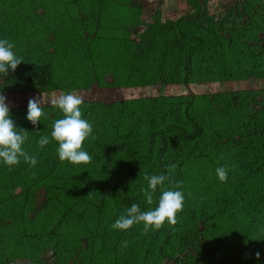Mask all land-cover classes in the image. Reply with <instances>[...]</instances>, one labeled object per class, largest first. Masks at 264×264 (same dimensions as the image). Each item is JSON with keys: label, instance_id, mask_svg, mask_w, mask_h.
Here are the masks:
<instances>
[{"label": "rangeland", "instance_id": "374dc122", "mask_svg": "<svg viewBox=\"0 0 264 264\" xmlns=\"http://www.w3.org/2000/svg\"><path fill=\"white\" fill-rule=\"evenodd\" d=\"M108 2L0 0V38L13 43V51L21 58L50 62L56 82L70 86L18 92L0 81V93L12 115L26 108L28 99L40 100L46 111L41 119L50 130L38 129L37 133L48 136L51 145V156L44 158L30 152L26 139L24 151L40 159L39 164L29 165L22 157L11 167L0 164L3 171L10 169L9 174L15 175L18 188L11 197L0 200V264H31L20 253L8 259L14 230L47 228L74 198V180L80 176L121 178L128 191L138 190L143 196L145 176L156 171L151 163L138 162L132 168L135 145L133 139L127 141L126 134L141 139L164 120L180 124L181 109L176 101L192 95L203 135L193 140L177 136L164 155V189L178 183L184 195L175 223H164L176 231L173 243L190 264H264V225L246 213L264 207V177L258 179L256 163L243 148L252 138L264 144V77L255 75L264 69V0H128L135 10L128 14L121 7L111 10ZM113 18L120 24L116 34L109 29ZM181 18L182 31L195 30L210 37L207 51L193 57L195 81L184 86L175 77L164 75L152 83L161 40L152 38L150 27L173 24ZM69 33L74 37L66 43ZM145 35L151 43L142 48ZM222 36L226 43L230 36L231 44L243 41L246 49L232 45L220 54L226 45L220 48ZM176 44L174 40L169 49ZM62 93L82 98V118L92 124L90 136L82 142L85 150L94 152L89 153L91 160L86 164H71L57 157L50 132L62 113L52 101ZM93 162L97 164L91 165ZM218 166L227 170L223 182L215 175ZM33 167L42 175L52 167L46 176L49 183L33 177L31 185L29 177L24 183L22 176L31 174ZM106 220L104 214L80 230L78 226L65 231L61 258L67 264L157 262L151 254L152 243L148 240L147 246L138 223L126 230L106 225L100 238L99 228ZM41 248L38 264H55L52 250L46 245ZM161 264L171 263L164 260Z\"/></svg>", "mask_w": 264, "mask_h": 264}, {"label": "trees", "instance_id": "16d2710c", "mask_svg": "<svg viewBox=\"0 0 264 264\" xmlns=\"http://www.w3.org/2000/svg\"><path fill=\"white\" fill-rule=\"evenodd\" d=\"M110 1L111 3H108L111 10H116L121 7L122 11H125L127 14L130 11H135L131 8L128 0ZM182 20L183 18L176 20L173 24L158 25V27L157 25H152L150 27L149 31L152 38L158 37L161 40L159 43V49L161 50L158 58L159 61L155 60V62L158 61V63L152 69V83L158 81L164 75L175 77L177 82L184 86L195 81V73L193 72L194 66L192 64L193 57L199 51H207V48L211 45L210 37L204 34H199L195 30L194 32L182 31L180 25ZM64 27L65 26L62 28ZM119 27L120 24H118L117 20L113 18V21H110L109 29L113 30L112 32L116 34L119 31ZM73 37L74 35L71 36V33L68 35L66 34L67 40H65V42H71ZM231 38L232 36H230L229 42L226 43L225 36H222L221 38L219 37L221 40L220 48L226 44L222 48L220 54H224V52L228 51L232 45L234 46L233 48L240 47L241 49H246L243 41H240V44L237 41L231 44ZM174 40L177 44L169 49L170 44ZM143 41L145 42L143 43L142 48L148 47L151 43V38L149 36L146 37L145 35ZM239 58L241 59V57ZM243 58L244 56L242 59ZM22 60L23 61L17 65L15 70L9 71L6 76L0 78L2 84L8 86L11 90L24 92L31 88L60 90L65 87H70L67 86L69 85L67 83L56 82L54 68L50 62L32 61L28 57L22 58ZM255 75L258 77H264V69L257 72ZM194 100V95H192V97L186 100L176 101L180 104L181 109L180 124H178L177 120H164L160 127L150 129L145 134V138L142 137L141 139H138L131 132L126 134L127 141L133 139L135 145L134 148L131 149L132 168H135L139 163H151L156 171L155 174H165L167 177V165L165 163L164 155L171 149V144L176 141L177 136L181 135L183 140H193L196 137H201L203 135V126L199 122L198 115L195 112ZM25 112L26 108H22L13 111V115L10 113L14 126L26 131V136L28 141H30L31 146L29 147V150L31 149L30 152L32 154L44 158L50 157V143L48 142L43 146L37 143L41 137L37 133L38 129L47 133L50 130V128H48L49 126L46 128L43 118H40V122L38 121L35 126L31 125L30 122L24 119ZM45 112V109L42 108V113L45 114ZM126 115L129 119L130 113L128 112ZM41 117H43V115ZM19 128L17 129L18 131H20ZM243 148L256 163V176L258 179L263 178L264 144L259 142V140L252 138V140H249ZM86 151L94 153L89 149H86ZM97 158L98 156L94 158V160ZM140 160L149 162H140ZM38 161H40V159L37 160V164L40 163ZM45 162L44 159V163ZM46 164L50 163L46 162ZM52 164L54 163L52 162L51 165ZM96 164L97 162H93L91 165ZM34 167L32 168L34 171L31 174L29 173L27 177L22 176L23 182L25 183L28 177L30 178V185L31 179L33 178L48 182L46 176L51 173L52 167H48L44 175H42L43 173H39ZM9 170L10 169L3 171L2 167H0V200L4 199V197H11L14 191L18 189L14 182L15 175L9 174ZM98 180L99 178L92 177L85 179L80 176L79 178H76V180H74L75 192L72 194L74 198L71 199L60 213L53 217L52 223L47 224L49 225L47 228L43 227L38 231H27L24 228L19 230L15 228L16 230H14L15 232L12 234V241L10 243L12 244V247L8 259H13L16 257V253H20L19 256L21 258L30 261L31 264H38L41 245H46L52 250L54 257L56 258L55 264H57V261L58 264H67V260L62 259L60 256V251L65 248V231L73 230V228L78 226H80L78 229L80 230L83 226H86V224L95 222L106 214L107 220L103 222L104 226L100 227V231L98 232L100 233L98 234L100 238L104 237L103 232H105V226L112 225L114 220L123 214L127 207L132 203L138 204L141 210H148L155 207L160 193V189L158 188L153 193L152 204H147L138 190H136V193L132 192V190L128 191V188L123 186L121 178L112 181L110 177L106 175L103 176L101 180ZM166 181L167 178L163 184V188ZM262 209L257 208L253 213L248 210L246 211L249 217L253 218L251 220L259 221L260 226L264 225V207H262ZM138 230L147 246L148 240L152 243L151 254L157 260L155 264H161L164 260H167L171 264H190L180 257L179 251L173 243V235L176 231L170 226L162 223L158 228L149 227L145 230L143 223L138 222ZM148 249L150 250V245ZM142 263L143 262L141 261V264Z\"/></svg>", "mask_w": 264, "mask_h": 264}, {"label": "clouds", "instance_id": "9594fccd", "mask_svg": "<svg viewBox=\"0 0 264 264\" xmlns=\"http://www.w3.org/2000/svg\"><path fill=\"white\" fill-rule=\"evenodd\" d=\"M14 45L7 39L0 38V78L6 76L9 71L15 70L23 60L13 51ZM52 103L62 113L61 118L52 124L51 138L56 142V154L59 160H67L71 164L88 163L91 155L82 147V142L90 136L92 124L82 118L80 105L82 98L73 93L60 94ZM40 100L30 98L26 104L24 119L35 126L42 116ZM14 126L10 115L9 104L6 97L0 93V164L14 166L22 157L29 165L37 163L34 155H28L22 145L27 139L26 131ZM49 142L48 136H41L37 143L41 146ZM170 167H175L171 165ZM215 175L221 182L227 179L225 166L215 168ZM165 174L146 175L147 187L142 193L147 204H152L153 193L159 188L160 193L156 205L148 210H141L139 205L132 203L123 214L114 220L111 227L126 230L134 223L142 222L147 230L149 227L158 228L167 220L169 224L175 223L176 213L182 209L184 195L179 184L174 188L164 189ZM126 244V242H122ZM259 257V252L255 254Z\"/></svg>", "mask_w": 264, "mask_h": 264}]
</instances>
